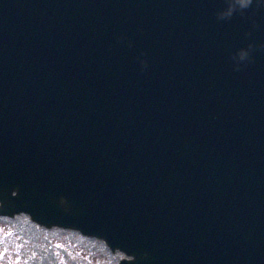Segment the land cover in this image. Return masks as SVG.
I'll use <instances>...</instances> for the list:
<instances>
[{"label":"water","instance_id":"1","mask_svg":"<svg viewBox=\"0 0 264 264\" xmlns=\"http://www.w3.org/2000/svg\"><path fill=\"white\" fill-rule=\"evenodd\" d=\"M116 264H264V0H0V216Z\"/></svg>","mask_w":264,"mask_h":264},{"label":"rangeland","instance_id":"2","mask_svg":"<svg viewBox=\"0 0 264 264\" xmlns=\"http://www.w3.org/2000/svg\"><path fill=\"white\" fill-rule=\"evenodd\" d=\"M122 257L77 230L41 227L25 213L0 216V264H116Z\"/></svg>","mask_w":264,"mask_h":264}]
</instances>
